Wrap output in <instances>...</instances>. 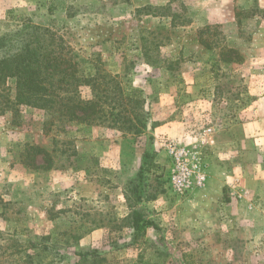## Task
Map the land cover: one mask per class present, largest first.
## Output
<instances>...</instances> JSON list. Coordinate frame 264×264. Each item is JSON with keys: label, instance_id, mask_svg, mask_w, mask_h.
I'll use <instances>...</instances> for the list:
<instances>
[{"label": "rangeland", "instance_id": "374dc122", "mask_svg": "<svg viewBox=\"0 0 264 264\" xmlns=\"http://www.w3.org/2000/svg\"><path fill=\"white\" fill-rule=\"evenodd\" d=\"M142 2L0 0V37L27 21L56 30L81 71L99 60L142 89L150 119L141 136L64 123L17 104L16 81L7 80L0 264H264V120L254 124L258 112L264 117L256 106L264 100V0ZM225 48L241 57L223 61ZM80 92L91 97L87 87ZM153 123L182 124L185 142L213 129L204 189L183 197L170 189V138L155 136ZM28 146L56 148L55 168L26 165ZM134 208L157 229L133 231L125 219Z\"/></svg>", "mask_w": 264, "mask_h": 264}, {"label": "trees", "instance_id": "16d2710c", "mask_svg": "<svg viewBox=\"0 0 264 264\" xmlns=\"http://www.w3.org/2000/svg\"><path fill=\"white\" fill-rule=\"evenodd\" d=\"M71 53L63 36L56 30L32 21L23 22L14 32L0 37V99L8 95L7 80L14 79L17 104L50 110L64 123L141 136L150 120L143 90L125 85L122 76L106 71L99 60L92 62L91 72L84 73ZM221 55L225 62L232 61V55L241 57L231 48L222 50ZM82 87L90 89L89 99L82 98ZM156 127L157 124L153 123L152 130ZM56 151V148L49 152L41 147L28 146L22 158L28 166L52 170ZM39 156L43 162L35 166ZM146 171L144 161L137 177L142 180ZM132 183L136 185L135 181ZM138 189L135 187L133 191ZM127 220L135 232L149 227L157 229V225L139 208H134ZM77 255L84 257L86 254Z\"/></svg>", "mask_w": 264, "mask_h": 264}, {"label": "built area", "instance_id": "2783aa9c", "mask_svg": "<svg viewBox=\"0 0 264 264\" xmlns=\"http://www.w3.org/2000/svg\"><path fill=\"white\" fill-rule=\"evenodd\" d=\"M214 131L205 129L195 141L167 139L163 149L169 161L167 182L178 196H189L202 190L208 182V165L203 149L213 144Z\"/></svg>", "mask_w": 264, "mask_h": 264}, {"label": "crops", "instance_id": "0c3cea01", "mask_svg": "<svg viewBox=\"0 0 264 264\" xmlns=\"http://www.w3.org/2000/svg\"><path fill=\"white\" fill-rule=\"evenodd\" d=\"M138 1H144L142 2L144 5H165L167 4L168 2H170V0H138ZM214 16L215 18H213L211 21L213 23H222V19H217L216 20V17H218L217 15H212ZM256 106L260 109L264 108V100H260ZM262 113L258 112L257 114V118L255 120V125L257 126V128H260L262 127V120H264V117H262ZM183 129L182 128V124H178V123H168L166 125H160L156 128V132H155V136L156 135H166L168 136L170 139H178V140H181V133H183ZM259 134V133H258ZM104 232L103 228H99V229H96V231H94L92 233V235H102ZM90 237L91 235H88V240H90Z\"/></svg>", "mask_w": 264, "mask_h": 264}]
</instances>
